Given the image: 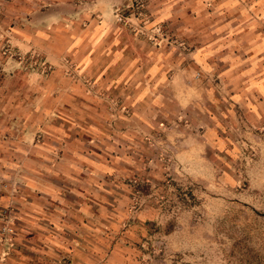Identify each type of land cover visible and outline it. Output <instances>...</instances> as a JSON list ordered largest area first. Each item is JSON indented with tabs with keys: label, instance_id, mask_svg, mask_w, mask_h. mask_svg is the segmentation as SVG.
<instances>
[{
	"label": "rangeland",
	"instance_id": "rangeland-1",
	"mask_svg": "<svg viewBox=\"0 0 264 264\" xmlns=\"http://www.w3.org/2000/svg\"><path fill=\"white\" fill-rule=\"evenodd\" d=\"M114 2L0 0V264H264V93L195 70L132 121L101 81L128 58L93 65ZM160 3L114 31L189 54Z\"/></svg>",
	"mask_w": 264,
	"mask_h": 264
},
{
	"label": "crops",
	"instance_id": "crops-1",
	"mask_svg": "<svg viewBox=\"0 0 264 264\" xmlns=\"http://www.w3.org/2000/svg\"><path fill=\"white\" fill-rule=\"evenodd\" d=\"M128 1L115 0L107 7L109 11L103 12L109 20L101 21L102 28L111 27L112 43L103 47L93 65L100 68L101 63L104 67L112 60L128 58L127 67L124 70L125 65H120L123 69L118 74L108 77L101 69V81L110 86L114 100L119 96L128 102L127 109L134 114L132 121L142 117L148 125L147 114L162 109L164 104L158 102L167 100L163 92L183 94L185 75L195 70L219 77L225 86L239 87L244 92L251 86L264 93V0H161V21L176 23L179 33L191 32L193 50L187 55H171L170 50L154 49L135 39L130 42V37L114 31L119 27V6L115 5ZM251 10L256 19L249 15ZM126 44L129 47L124 51L121 48Z\"/></svg>",
	"mask_w": 264,
	"mask_h": 264
}]
</instances>
